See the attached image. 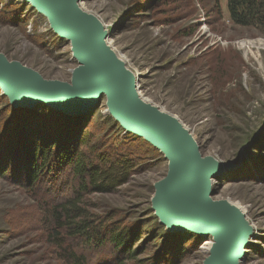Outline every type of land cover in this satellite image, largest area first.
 <instances>
[{"label":"rangeland","instance_id":"obj_1","mask_svg":"<svg viewBox=\"0 0 264 264\" xmlns=\"http://www.w3.org/2000/svg\"><path fill=\"white\" fill-rule=\"evenodd\" d=\"M79 4L102 22L126 69L138 74L142 98L178 118L204 156L226 165L216 178L212 198L238 204L245 211L254 234L242 264H264V34L233 24L226 0H82ZM243 41L254 43L252 55L240 49ZM0 54L48 81L70 84L78 66L71 43L53 32L44 15L19 0H0ZM9 105L0 91V157L9 169L5 177L0 172V264H63L56 248L53 210L60 212L58 207L67 199L78 197L74 194L78 183L68 169L57 165L32 184L33 174L24 165L27 159L21 160L20 150L14 160L8 158L7 142L14 139L15 131L27 128L11 126ZM99 105L97 112L85 113V123L92 119L87 128L92 137L84 150L90 153L95 147L114 157L127 156L136 170L112 194H84L81 206L90 219L136 235L128 251H136L137 256L130 258L107 241L100 246L78 238L69 244L89 264H204L208 253L203 248L213 238L170 232L153 208L155 186L167 175L169 161L106 114V97ZM15 109L36 111L42 126L55 119L52 108L49 112ZM20 137L17 145L22 150L30 139Z\"/></svg>","mask_w":264,"mask_h":264},{"label":"water","instance_id":"obj_2","mask_svg":"<svg viewBox=\"0 0 264 264\" xmlns=\"http://www.w3.org/2000/svg\"><path fill=\"white\" fill-rule=\"evenodd\" d=\"M44 15L53 32L71 43L78 66L71 83L45 80L39 73L0 54V91L14 108L45 105L70 116L97 111L106 97L110 115L127 132L151 143L169 161L155 188L153 208L168 231L211 236L204 264H242L252 229L228 201H215L216 178L226 170L204 156L178 118L144 102L137 83L105 43L102 23L80 7L82 0H19ZM216 192V191H215Z\"/></svg>","mask_w":264,"mask_h":264},{"label":"trees","instance_id":"obj_3","mask_svg":"<svg viewBox=\"0 0 264 264\" xmlns=\"http://www.w3.org/2000/svg\"><path fill=\"white\" fill-rule=\"evenodd\" d=\"M226 1L233 24L254 27L264 34V0ZM9 107L12 112L8 113L7 117L10 118L11 126L17 125V129L23 126L27 128L15 131L14 139L7 142L5 153L8 158L14 160L17 151L20 150L23 157L21 160L27 159L24 165L27 171L33 174L32 184H36L41 175L52 172L57 165L68 169L78 183L77 193H74L78 197L67 199L58 207L60 212L57 208L53 210L57 221L56 248L58 258L63 264H89L86 256L69 244L70 239L78 238H82L88 244L100 246L106 241L110 242L119 250L128 252L130 258H136V251H128L132 250L133 246L130 244L134 237L137 238L136 235L126 228L120 229L121 227H113V224L105 225L106 223L100 220L90 219L81 206L83 200L81 196L84 194H112L127 184L136 170L133 160L127 156L114 157L106 152L101 153V149L95 147H92L94 150L90 153L86 152L84 148L91 144L89 139L92 137L87 130L92 119L89 118L85 123L86 115L70 116L51 111L50 107L41 105L37 107L38 112L42 109L55 115L52 124L42 126V118L36 111L30 113L27 109L19 110L10 105ZM2 116L0 111V117ZM32 117L35 119L30 120ZM20 134L30 139L28 147L22 150L21 145H17V142L20 143ZM6 165L3 157H0L2 177H5L9 170ZM78 219L81 221H77Z\"/></svg>","mask_w":264,"mask_h":264},{"label":"bare ground","instance_id":"obj_4","mask_svg":"<svg viewBox=\"0 0 264 264\" xmlns=\"http://www.w3.org/2000/svg\"><path fill=\"white\" fill-rule=\"evenodd\" d=\"M102 23V22H101ZM103 25V24H102ZM104 26V25H103ZM105 28V27H104ZM105 32H106V39H105V43H106V45H107V47L116 55V57H117V59L119 60V61H121L122 63H125L126 61L124 60V58H122V57H118L117 55V53L115 52V50L112 48V45H111V43H110V34H108V31L107 30H105ZM254 43L253 42H247V41H243V42H241L240 43V49L241 50H243L244 52H245V55L246 54H248V53H251L250 55H252V48H254ZM132 75H133V77H134V79H135V82L137 83V78H138V74H133L132 73ZM137 93H138V95L140 96V98L144 101V102H146V103H149V101L148 100H144L143 98H142V94H141V92L138 90V84H137ZM155 197V196H154ZM154 199V198H153ZM233 204V203H232ZM238 209H240V211L245 215V211L242 209V208H240V206L238 205V204H234ZM246 217V216H245ZM246 220H247V222H248V224H249V226L251 227V229H252V234H251V237H252V235L254 234L253 233V231H254V228L252 227V225H251V223L249 222V220L246 218ZM250 241H251V238H250ZM213 246H214V241L211 243V244H206L205 246H204V250H205V252L206 253H208L209 254V252L213 249ZM247 248H248V246L246 247V248H244V252H245V255H246V250H247ZM244 258H245V256H244Z\"/></svg>","mask_w":264,"mask_h":264}]
</instances>
